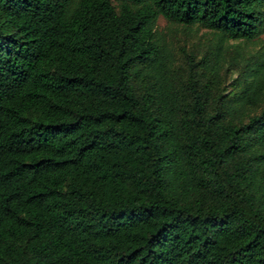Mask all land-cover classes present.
I'll use <instances>...</instances> for the list:
<instances>
[{"label":"trees","instance_id":"trees-1","mask_svg":"<svg viewBox=\"0 0 264 264\" xmlns=\"http://www.w3.org/2000/svg\"><path fill=\"white\" fill-rule=\"evenodd\" d=\"M160 17L220 35L185 81ZM262 35L264 0H0V264H264V54L224 45Z\"/></svg>","mask_w":264,"mask_h":264},{"label":"rangeland","instance_id":"rangeland-1","mask_svg":"<svg viewBox=\"0 0 264 264\" xmlns=\"http://www.w3.org/2000/svg\"><path fill=\"white\" fill-rule=\"evenodd\" d=\"M157 29L174 52L175 67L180 72L182 81H185L188 75L183 51L193 55L194 59L199 61L206 52L211 51L218 41H220V35L212 30L199 26L187 27L181 24H174L164 17L158 19ZM224 45L227 49H225V52L229 57L238 58L239 56L262 55L264 54V35L254 41L231 40L224 42ZM196 69L197 75L201 76V67L198 66ZM237 73L238 71L230 66L229 63L224 64L221 88H226V93L231 90L233 79Z\"/></svg>","mask_w":264,"mask_h":264}]
</instances>
